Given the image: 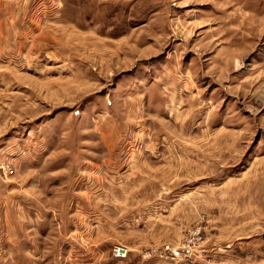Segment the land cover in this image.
<instances>
[{
	"label": "rangeland",
	"instance_id": "rangeland-1",
	"mask_svg": "<svg viewBox=\"0 0 264 264\" xmlns=\"http://www.w3.org/2000/svg\"><path fill=\"white\" fill-rule=\"evenodd\" d=\"M4 156L0 264H264V0H0Z\"/></svg>",
	"mask_w": 264,
	"mask_h": 264
},
{
	"label": "crops",
	"instance_id": "crops-1",
	"mask_svg": "<svg viewBox=\"0 0 264 264\" xmlns=\"http://www.w3.org/2000/svg\"><path fill=\"white\" fill-rule=\"evenodd\" d=\"M4 158H5V156L3 157V159H0V163L3 162ZM5 159H6V158H5ZM1 160H2V161H1ZM25 165H26V164H25ZM1 179H2V178H1V175H0V184L3 185L4 182H3ZM19 188H20V187H19ZM20 189H21V188H20ZM20 189H19V191H20ZM24 191L26 192V187H25V186H24ZM25 198H26V197H25ZM25 198H24V199H25Z\"/></svg>",
	"mask_w": 264,
	"mask_h": 264
}]
</instances>
